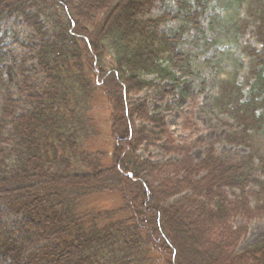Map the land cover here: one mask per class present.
Instances as JSON below:
<instances>
[{
  "label": "trees",
  "instance_id": "1",
  "mask_svg": "<svg viewBox=\"0 0 264 264\" xmlns=\"http://www.w3.org/2000/svg\"><path fill=\"white\" fill-rule=\"evenodd\" d=\"M173 1L154 17L157 0H0V264H187L193 243L206 264H264V238L238 251L249 224L264 220V0ZM6 22L38 38L20 42L17 95L4 77ZM166 22L178 27L161 31ZM250 24L258 45L241 49ZM192 29L196 48L218 50L207 61L230 68L212 99L225 137L204 142L199 161L168 140L166 115L130 98L153 91L168 113V98L202 77L182 49ZM230 49L248 66L228 61ZM100 97L108 122L95 115ZM105 123L110 146L96 150L89 143ZM152 150L179 158L150 163L142 153ZM104 194L121 204L92 202Z\"/></svg>",
  "mask_w": 264,
  "mask_h": 264
},
{
  "label": "rangeland",
  "instance_id": "2",
  "mask_svg": "<svg viewBox=\"0 0 264 264\" xmlns=\"http://www.w3.org/2000/svg\"><path fill=\"white\" fill-rule=\"evenodd\" d=\"M175 3L173 0H157L156 6L152 11L154 17L161 16L164 12H171L175 10ZM216 8L215 11H218ZM254 7L249 4L244 7L243 13L240 14H251ZM244 18V17H243ZM21 23V20L18 21ZM178 27V23H164L161 27V31L170 32ZM203 28L208 29V24L204 22ZM203 28H201L202 31ZM8 39L6 41V50L8 53V62L4 64V77L6 81L13 87V92L17 95L20 90V77L17 73L18 64L23 58V53L25 49L20 44V42H25L28 45L35 47L38 44V38L36 32L32 29H26L24 26L17 25L13 22H6L4 24V29ZM207 35V33L205 32ZM210 36L209 40L214 38L213 33L208 34ZM189 38V39H188ZM182 46V49L190 54L195 53L197 55L196 68L201 71V78H187L182 84L180 91L175 98H168V103L171 105V111L164 113L165 105L160 103L153 91H143L142 93H135L130 95L131 103L134 105L141 104V102H147L149 110L151 113L161 112V114L167 116L168 125V140L175 146H190L191 147V157L195 161H199L204 157L207 147L204 145L206 141H221L223 142L225 137L226 128L223 127L224 120L216 118L212 113V99L217 96L218 82L219 80L226 78L230 71L229 66L224 62L222 67L219 68L216 63L209 62L207 60L218 59V51L215 46L209 44L205 49H203L204 54H199V48L191 42L197 39L202 40V35L195 29H192ZM243 38V37H242ZM248 44V45H246ZM243 45L246 46H257V42L254 35V25L250 24L245 37L240 45L241 49H244ZM235 56L234 59H228V61H241L243 64L248 66L249 62L247 55L243 56L239 50H233ZM223 59V58H222ZM225 64V65H224ZM28 65L33 69V76L35 80L40 79L35 60L33 55H30V60ZM206 83V84H203ZM113 86V97L116 98L118 102H121V87L118 84H112ZM0 104H1V93H0ZM98 109L95 113L98 120L103 121L104 119L109 120L110 116V106L106 104L104 98L100 97L98 100ZM112 106V105H111ZM113 108V106H112ZM99 136L93 138L89 143L93 145L96 150H104L110 146V130L109 124H100ZM122 131V130H121ZM126 132V131H125ZM122 139H118L121 141ZM118 141L116 140L117 146ZM217 148L220 151H233L235 148L227 146L224 143L218 144ZM142 156L146 161L150 163H155L168 159H178L177 155L164 156L161 152L157 150L151 151V156L149 154L142 153ZM105 183H110V180H106ZM93 203H104L108 208H115L121 204V198L117 194H104L96 199L92 200ZM95 206V205H94ZM100 206V205H98ZM244 223L242 220L236 221V226H241ZM175 228H179V225H175ZM246 237L241 242L238 251L254 245L264 238V220L253 221L249 224V228L245 235ZM189 250L186 254L187 264H206L202 258H199L194 254L197 246L195 243L189 245Z\"/></svg>",
  "mask_w": 264,
  "mask_h": 264
}]
</instances>
